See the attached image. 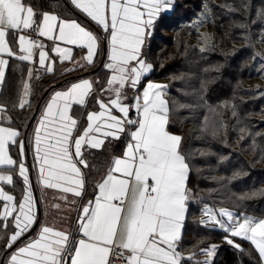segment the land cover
I'll list each match as a JSON object with an SVG mask.
<instances>
[{"label": "snow or ice", "instance_id": "1", "mask_svg": "<svg viewBox=\"0 0 264 264\" xmlns=\"http://www.w3.org/2000/svg\"><path fill=\"white\" fill-rule=\"evenodd\" d=\"M70 3L107 34L109 52L104 67L110 77L105 91L111 96L106 102L97 98L99 111L87 113L86 127L81 132L79 121L71 112L74 105H86L94 82L83 79L51 95L33 131L39 182L44 188L82 197L86 185L82 169L91 167L85 153L102 149L106 142L126 139V143L122 154L113 156L108 163L95 186L93 199L80 207L76 228L80 238L74 240L69 231L42 225L36 238L11 254L10 264H112L114 256L124 264H182L184 258L178 247L190 199L187 184L192 168L190 156L182 151L183 137L170 132L169 125L172 112L188 105L170 103L165 98L169 86L153 82H148L134 96L131 105L124 103L125 90L137 89L142 78L153 70L154 66L144 58V45L162 14L174 9L175 0H70ZM33 37L47 38L53 45L45 50V45ZM57 42L86 48L87 55L82 59L86 65H92L100 39L75 20L63 19L55 12L37 11L27 0H0V90L9 63L4 55L38 63L51 73L56 57L60 62L72 58V49ZM37 55L38 60H34ZM32 77L33 70L29 69V81ZM22 88L23 94L14 108L30 107V83L22 82ZM7 110L6 105L0 104V114ZM133 110L135 118L131 117ZM20 135L17 129L0 126V168L4 169L0 170V183L14 185V177L18 176L25 185L20 200L0 187L3 202L0 239L12 228L6 248H12L37 222L29 169L22 159L25 145L18 140ZM13 145L19 150L20 160L10 155ZM59 198L68 199L67 195ZM201 211L206 219L199 223L219 226L231 237L250 241L264 260V219L241 220L226 209L217 213L207 204ZM225 239L243 251L232 239L227 236ZM215 247L202 251L212 257ZM201 264L211 262L205 260Z\"/></svg>", "mask_w": 264, "mask_h": 264}, {"label": "trees", "instance_id": "2", "mask_svg": "<svg viewBox=\"0 0 264 264\" xmlns=\"http://www.w3.org/2000/svg\"><path fill=\"white\" fill-rule=\"evenodd\" d=\"M27 1L37 11L50 10L56 12L62 18H77L80 21L89 20L87 19L88 17L70 4L68 0ZM259 7H261L260 10ZM205 8L209 10V18H207L208 20L205 23V29H207L213 42L207 48H203L204 51H201L202 48L197 44V32L190 22L197 17L199 12L204 11ZM263 28L264 0H175L174 9L162 14L155 25L152 35L148 39L149 44L146 46L145 56L146 60L154 66L149 76L167 80L165 78L170 76V73H175L176 71L185 72L188 76L194 73L199 75L202 68L209 67L210 69L207 71L203 70L201 73V80L204 84L202 92L204 94L206 91L207 98L203 96L208 103L211 102L215 105L219 103L223 112L220 114L221 119L224 121L227 117H231L233 121L239 118L248 125L258 123L264 120L256 115L263 108V96H260L254 87L251 89V84L249 83L237 84L235 78H239L240 75H235L234 72L238 69L236 60H245L247 57L254 56L253 52L256 50L254 45L259 43L260 31ZM176 31L191 37L185 38L180 36L176 39L174 37ZM187 31L189 32L188 34H186ZM167 32H171L172 35L167 34ZM195 37L196 39H194ZM241 37L243 38L241 39ZM236 43H240L241 45L238 46ZM173 49L175 50V54L172 51ZM171 54L177 57L184 54L186 57L197 56L198 58L194 60L186 59L185 61V59L179 57L173 58ZM166 55L169 62L160 69L159 61ZM104 56L105 47L102 49L100 62L90 69L91 74L96 73L95 75L100 80L99 88L105 85L109 74L103 65ZM186 62L191 66L189 70ZM253 62V60L250 61L251 68L249 65H246L247 67L245 66L242 69L241 75L243 77H241L245 80L249 81L256 75L254 73L249 74L251 73L249 68L253 71ZM78 75L73 74L70 78L77 77ZM171 75L174 76L173 74ZM18 79L19 77H16V75L13 76L10 87L7 89V93H5L6 101L12 107L15 104L14 99L18 94V90L16 91ZM173 80L174 78H171V82L167 80L169 83L167 99L170 103L175 101L178 104H183V101L175 99L173 94L179 90V87L186 88V85H183V81H179L178 79ZM36 81L37 85L34 86L35 98L31 109L26 112H23L17 107L11 109L15 120L14 122L23 131L26 144L31 123L38 113L43 100L48 92L51 91V85H62L67 83L69 78L65 76L49 77L42 75L41 78L37 76ZM181 92V90L178 91L179 97L182 96ZM230 95L232 97L228 98L230 101H219V99ZM205 106L196 104L194 106L195 109L189 106L186 109L178 108L175 113L172 112L171 123L169 125V130L183 137L182 150L186 155L190 156L189 163H191L192 168L189 177V186L197 196L198 201L191 207L187 224H185L186 229L183 238L187 236L189 228L199 227V230H203L204 233L216 234L221 237L218 240H224V236L226 235L223 230L198 222L199 219L196 217V213L199 211V192H201L204 199V193L206 191L217 193L233 187L234 194L238 195V198L241 200L240 207L237 208L238 211L264 217V167H256L259 170L258 175L252 173V170L245 166L246 154H241L240 149L234 146L232 149L235 151H232L233 153L229 156L230 161L226 159L215 160L217 168L213 173L216 175V178L201 179L198 177L199 165L195 163V159L199 161V158L195 154L191 156L188 153V151L190 152L191 145L197 142L195 140L202 141L200 148H204L206 145L212 143L209 151L218 153L220 150V145L217 144L215 138L212 139L206 133L199 134V129L202 128L203 122H205ZM186 113L192 114V117L181 121L179 118ZM193 113L197 115L195 116ZM82 122L80 121V125H82ZM261 127L262 125L256 128ZM125 142L126 139L112 141L111 143H106L100 150H88L85 153V158L91 167L82 169L85 173L86 180L82 200L90 199L94 195L96 182L107 167L109 157L112 154H120L124 147L123 143ZM199 187L201 188L200 191ZM257 189V195L252 197L251 193ZM260 192L261 194L259 195ZM202 201L207 202L205 199ZM226 205L231 209H235L234 205ZM4 240L5 235L3 239H0V260L4 255L3 264H5V259L8 254ZM236 240L241 243L243 251L237 249L234 245H229L224 240L218 246L217 251H215L214 264H263L259 261L257 253L255 254L253 251H250L249 243L246 240H241L240 238H236ZM204 246H200L199 249Z\"/></svg>", "mask_w": 264, "mask_h": 264}, {"label": "rangeland", "instance_id": "3", "mask_svg": "<svg viewBox=\"0 0 264 264\" xmlns=\"http://www.w3.org/2000/svg\"><path fill=\"white\" fill-rule=\"evenodd\" d=\"M260 8L261 7H259V10H260ZM207 18H209V10L207 8H205L204 11H201V13L199 12L197 14V17H195V19H193L190 22L191 25L194 27L195 31L197 32V40H198L197 44L199 45L200 48H207L213 42V40H212L210 34L208 33L207 29H205L206 28L205 23L208 20ZM88 19H90V18L88 17ZM66 20H75L76 22L81 24V26L85 27L87 30H89V31L93 32L95 35H97L96 29L93 30L90 26L82 25V22L80 20H78L77 18H68ZM92 22L101 31L100 35L102 38V43L105 44V56L103 59L104 60L103 65H105L108 62L107 57H108V52H109L108 42L105 39L106 33H104L102 31V29L94 21H92ZM181 32H182V30H181ZM188 33L189 32L187 31L186 34H188ZM167 34L172 35L171 32H167ZM103 36H104V39H103ZM180 36L185 37V38L191 37V36L181 34L178 31H176L174 33V37H176V39ZM242 38L243 37H241V39ZM36 39L39 42L41 41L40 37H38ZM45 39L47 40L48 44L50 43V45H49V49H50L51 46L53 45V41H50L47 38H44V40ZM148 39L146 40L145 45H144V49H143L144 58H146V56H145L146 55L145 54L146 46H148V44H149ZM194 39H196V37ZM258 42L259 43L254 45L256 48V50H254V52H253L254 56H251L250 58L247 57L245 60L244 59H241L238 61L236 60V65L238 66V69L234 72V74L240 75L239 78H235V82L237 84L238 83H246V84L249 83V84H251L250 88L252 89L254 87L258 91V94L260 96H263V102H264V28L260 31V36H259ZM57 43L61 47H70L72 49V58L70 60L63 61L64 63L73 62V63L77 64V62L80 61L79 58L82 59V57L87 55V49L86 48H82V47H79L76 45H65L62 42H57ZM43 44L45 45V50H49L48 46H46L45 42ZM236 45L239 46L241 44L236 43ZM247 47H249V46L247 45ZM76 48L82 51V55L80 54L77 57L74 56ZM172 51L175 54V50L173 49ZM173 52H170V53H173ZM49 55L56 57V54L53 52H49ZM171 57L175 58L177 56L176 55L173 56L171 54ZM178 57L181 59H185V61H186V59L194 60V59L198 58L197 56H189V57L187 56L186 57V55H184V54H182ZM171 59H170V61H171ZM34 60H38V55L34 57ZM252 60L254 61L252 64L253 71H251V69H250L251 68L250 61H252ZM82 61H83V64H85V61L83 59H82ZM63 62H60L58 57H56V63L53 65V68L55 69L57 64H62ZM168 62H169V60H168L167 55L162 57L159 61L160 69H162L164 66H166L168 64ZM29 64H30L31 69H33V70L39 69L41 74L43 73V71H45V69L42 68L38 63H29ZM186 64H187L188 70H189L191 68V66L187 62H186ZM246 65H249V67H250L249 70L251 73H249V74H253V73L256 74L255 77L249 81L242 78L243 76L241 75L242 69H243V67L245 68ZM208 69H210V68L204 67L199 72V75H197L196 73L192 74L195 78L192 75L188 76L187 73L181 72V71H176L177 73L176 72L170 73V76H167L165 78L169 81L171 80V78H174V80L178 79L179 81H183V85H186V88L179 87V90L182 91L181 92L182 96H180V97L178 96L179 90L176 91V93L174 92V94H173L175 99L183 101V105H188L192 109H195L194 106L196 104L199 106L206 105L205 106V109H206L205 110V122H203L202 128L199 129V134L206 133L212 139L215 138V141H217V144L220 145V150L218 153H215L213 151H209V148L211 147L212 143L206 145L204 148H200L202 141L201 140H195L197 142L195 144L191 145L190 152L188 151V153H190L191 156L193 154H195L199 158V161L195 159V163L199 165L198 166L199 167L198 177H200L201 179H205V178L214 179V178H216V175L213 173V171L217 168L215 160L216 159H223V160L226 159V160L230 161L231 159L229 158V156L233 153L232 151H235L234 149H232V147H234V146L240 149L241 154L242 153L246 154L247 158L245 161V166L247 168H249L250 170H252V173L258 175L259 170L256 167H264V120L259 121L258 123H255L253 125H248V124L244 123L239 118H236V120L233 121L231 117H227V119L223 121L221 119V116H220V114H222L223 112H222L221 106H219V103H216L218 106L215 104H212L211 102L208 103L207 100L204 98V96L207 98L206 91L204 94L202 92V90L204 89V84H203V81L201 80L202 79L201 73L203 70L207 71ZM149 74L146 77L142 78L141 84L139 85L140 89L137 88L135 90L132 89V91H129V88H127L125 90L127 97L134 98L135 95L142 92L144 86H146V84L148 82L169 85L167 80H164L161 78L150 77ZM171 74H173L174 76H172ZM37 76H39V75L33 74V77H36V79H37ZM87 79L92 81L90 78H87ZM27 81L29 82L28 77H27ZM80 81L81 80H77L73 83H77ZM173 86H175V85H173ZM67 88L59 89L56 91L66 90ZM106 88H107V84L104 88H101L99 90L100 95H98V98L104 100L105 102L111 96V93L105 91ZM22 94H23V92H22ZM167 96H168V89H167L166 94H165L166 99H167ZM228 98H232L231 95L228 97H223L222 99H219V101L225 100L224 102H228V101H230V99H228ZM263 102H262L263 108L256 115H257V117H261L264 119V103ZM183 109H186V108H183ZM175 112H176V110L173 111V113H175ZM193 115L196 116L197 114L193 113ZM190 117H192V114L186 113V114H183V116H181L179 119L182 121V120L190 118ZM261 125H262L261 128H256V127L261 126ZM213 133H215V134H213ZM19 140L24 141L25 155L22 159H23L26 167H28L29 164H28V159H27V154H26L27 149H26L25 140L22 136L20 137ZM10 155L13 157V159H16V160L21 159V156H20V158H17L11 152H10ZM212 156L214 157V159ZM32 157H34V150H32ZM34 163L35 164H34V170H33L34 171L33 179H34V182L36 185V187H35L36 190H35L34 186H32L30 172H29V177H30V183L32 186V194H33V199H34V213H35L36 218H37V222H36L37 223V225H36L37 229H36L35 233L36 234L39 233L40 227L42 225L53 226L56 229H62V230H66V231H71L73 228L76 230L77 218H78V214H79L77 212V203L78 202L73 204V203H71L72 200L68 201V200L60 199L59 197L61 195H64L60 191L56 192V191H53L52 189H48V188L41 189L42 184L39 182L38 165H37V162L35 161V159H34ZM0 170H4V169L0 168ZM0 187H4L5 191H8L9 194L14 195L17 198V200L22 199L23 192L20 194V197L18 198L16 196V194L10 190L9 185H4V184L0 183ZM200 189L201 188L199 187V191H200ZM46 191L53 192L54 195L49 196V195L45 194ZM261 192H262V190H261ZM261 192L259 193V195L261 194ZM257 193H258V189L253 191L251 193V196L254 197L257 195ZM204 199L207 202L202 201ZM204 199L202 197L201 192H199V211L196 213L197 214L196 217L199 219V221H201L202 219H206L202 215V211H201V209L204 207L205 204L212 207L214 210L217 211V213L219 212L220 209H226V210L232 212L235 217H237L241 220L244 217L252 218L254 221H259V220L264 219V217H262V216L254 215L252 213H247L244 211H238L237 208L240 207L241 200L238 198V195L234 194L233 187L224 189V190L217 192V193L213 192V191H206L204 193ZM223 203H226L229 205H234L235 209H231L229 206H227L226 204H223ZM2 204H3V202H0V210H2ZM57 204L60 205L59 208L53 206V205H57ZM224 219H226V218H224ZM35 224L33 225V227L35 226ZM215 227L219 228V226H215ZM220 230H222V229H220ZM225 235L227 236V238L232 239L234 241V244H239L242 248L241 243H239L236 240V238H239V237H231L230 234H228V233H225ZM226 236H224V240H226L225 239ZM218 238H221V237L216 235V234L204 233L203 230H199V227L189 228V231L187 232V236H185V238H183V242L181 243L182 252L187 254V256H186L187 259L182 261V264H201V262H203L205 260H209L211 262V264H214L215 254H216L215 251H217L218 246L224 241L223 239L218 240ZM240 239L243 240L242 238H240ZM247 242L249 243L250 251L251 252L253 251V253H255V254L257 253L259 261L264 264V260H262L261 257L259 256L258 251L256 250L255 246L252 245L250 241H247ZM213 245L216 246L215 251H214V255L212 257H207L206 254L202 250L208 249ZM200 246H204V247L199 249ZM188 257H192V258L188 259Z\"/></svg>", "mask_w": 264, "mask_h": 264}, {"label": "crops", "instance_id": "4", "mask_svg": "<svg viewBox=\"0 0 264 264\" xmlns=\"http://www.w3.org/2000/svg\"><path fill=\"white\" fill-rule=\"evenodd\" d=\"M68 1L70 2V0H68ZM45 11L54 12V11H50V10H45ZM63 19H68V18H63ZM81 22H82V25H84V26L87 25V26H90L93 30H95V29L97 30L96 32H97V35H98V37L100 39L99 49H98L97 55L94 58V63L92 65L83 64L82 59L79 58V60H80V61H78L79 64L78 63L75 64L73 62H69V63H64L63 62L62 64H57L53 72L48 73L46 71H43V73L41 74V75H45V76H49V77L50 76H54V77H58V76H61L62 77V76H65V77L69 78V81L67 83L62 84V85H59V84L51 85L52 86L51 91L48 92L47 96L43 100L42 105H41L38 113L36 114L34 120L32 121L31 126H30L29 131H28L27 144L25 142L26 149H27L26 154H27V159H28V164H29L28 169H29V172H30L31 183H32V186H34V188L36 187V185H35V182H34V179H33V176H34V171L33 170H34V164H35L34 163V159H33L34 157H32V150H34V148H33V131H34L35 127L37 126V122L41 118V115H42V112L44 110V107H45L46 103L49 101V99H50L51 95L53 94V92H55L56 90H59V89H65V88L69 87L73 82H75L77 80H82V79L90 78L92 80V82H94L93 83L92 94L87 98V103H86L85 106L74 105L71 114L74 116V118H76L79 121V124H80V121H83L82 122V125H80V131L82 132L83 131V127H86V123H87V121H86L87 113L93 112V111H99V107H98V104H97V98H98V95H100L99 94V90L101 88H104L106 86V83H105V85L103 87L99 88L98 85L100 83V80L95 75L96 73H92L91 74V70L90 69L94 65H96L98 62H100V58L102 56V49H103V47H105V44L102 43V38H101V35H100L101 31L98 30V28L96 27V25L90 19L88 21H81ZM30 36H32V35H30ZM105 37H106V34H105ZM33 38L36 39L38 37H33ZM40 38H41V41L40 42H42V43L45 42L46 46H48V49H49L50 43L48 44L47 40L46 39L44 40L43 37H40ZM103 39H104V36H103ZM13 47H14V50L15 51H18V49H16L15 46H13ZM80 54L82 55V51L76 48L75 49L74 56L77 57ZM3 58L8 59L9 60V63L7 65V67L5 68V83L3 85L2 90H0V104L6 105L8 110L5 113L0 114V126H3V127H12L14 129L19 130L20 133H21V135L18 138V140H19L21 136L24 138L23 131L14 122L15 120H14L13 113H12V110H11L13 107L9 103H7L6 98H5V93H7L6 91L10 87V84L12 82L13 76L16 75V77H19V79H18V81L16 83V86H17L16 87V91L18 90V94H17V97L14 99V103L18 105L19 99L22 96V92H23L22 82L27 81L28 71H29V69H31V67H30L29 62L20 61V60L16 59V57H7L6 55H4ZM79 65H85V66L84 67H80ZM66 69H76V70L75 71H66ZM34 71L35 70H33V74L35 75V72ZM108 72H109V70H108ZM78 73H79V75H78ZM73 74H77L78 76L77 77H74V78H70L71 75H73ZM109 76H110V72L108 74L107 79L109 78ZM36 80H37L36 77H32V79L29 81L30 87H31V95L28 97V99L30 101V107L26 106L24 109H20L17 106V108L20 109V110H22L23 112H26V111L30 110L31 109V106L34 103V98H35V96H34V90H35L34 89V86L37 85V81ZM138 88L140 89V86ZM129 91H132V89L129 88ZM133 102H134L133 98H129V97H127V99L124 100V103L129 104V105H131ZM131 117L132 118H135V111L134 110L131 113ZM169 131L172 132V133H174V134H176V135H179L176 132H173L171 130H169ZM106 143H108V142H106ZM125 143H123V144L125 145ZM123 150H124V147L122 148L120 154H112L109 157V162H110V160H111V158L113 156H120L122 154ZM10 152L15 157L20 158V154H19V150H18L17 146L13 145L10 148ZM29 159H30V163H29ZM190 165H191V163H190ZM106 168H105L104 172L106 171ZM104 172L98 178L97 182L100 181L101 177L104 175ZM14 179H15V184L14 185H9V188L19 198L20 197V194L23 192V189H24L25 185L22 182V178H20L18 176H15ZM97 182H96V184H97ZM41 186H42L41 189H45L43 187V185H41ZM187 186H188V189H189L190 199H189V202H188V210H187L186 219H185V222H184V228H183V232H182V238H183V236L185 234V229H186V225L185 224H187V221H188V218H189V215H190V212H191V207H192L193 204H195V203L198 202L197 201V196L193 193L192 188L189 186V180H188ZM35 190H36V188H35ZM52 190L53 191H56V192H59L58 189H52ZM95 191H96V188H95ZM45 194H47L49 196H53L54 195V193L53 192H50V191H46ZM64 195H66V194H64ZM93 196L90 199L82 200V197H74L71 193H68L67 194V197H68L67 200L68 201L69 200H75L76 202H78L77 203V212L79 213L78 214V217H79L81 215V212H80L81 205H84L89 200L93 199ZM36 229H37L36 226L34 228H31V230H29L23 236L22 239L20 238L21 240L18 241V242H16L13 245L12 248H10V249L7 248L9 250H8V254H7L6 259H5V264H10V256H11V254H13L18 249V247H20L23 244L27 243L29 240L37 237L38 234L35 233ZM11 231H12V228L9 227V229L7 230V233L4 234L5 235L4 242H6L7 237L11 233ZM69 232L72 233V237H73L74 240L80 238L79 237V234L77 233V231L74 228L71 231H69ZM181 242H182V239H181V241L179 243L178 251L181 252V254H182L183 258H184L182 261H184V260L187 259V257H186L187 254H185V253L182 252V250H181Z\"/></svg>", "mask_w": 264, "mask_h": 264}, {"label": "built area", "instance_id": "5", "mask_svg": "<svg viewBox=\"0 0 264 264\" xmlns=\"http://www.w3.org/2000/svg\"><path fill=\"white\" fill-rule=\"evenodd\" d=\"M29 35H33L32 33H29ZM35 74H38L39 76V78H41V73H40V70L39 69H35ZM112 264H124V261L122 260V259H120L119 257H113L112 258Z\"/></svg>", "mask_w": 264, "mask_h": 264}, {"label": "water", "instance_id": "6", "mask_svg": "<svg viewBox=\"0 0 264 264\" xmlns=\"http://www.w3.org/2000/svg\"><path fill=\"white\" fill-rule=\"evenodd\" d=\"M36 225H37V223L35 224V226H36ZM35 226H34V227H35ZM34 227H33V228H34ZM22 238H23V237H22ZM22 238H21V239H22ZM21 239H20V240H21ZM20 240H18V241H20ZM18 241H17V242H18ZM9 249H10V248H9ZM9 249H7V251H8ZM3 259H4V255L1 257L0 264H3Z\"/></svg>", "mask_w": 264, "mask_h": 264}]
</instances>
